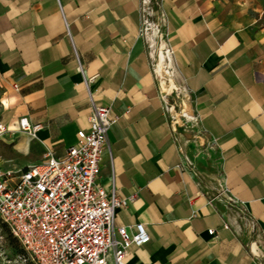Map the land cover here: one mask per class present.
<instances>
[{
    "label": "crops",
    "instance_id": "0c3cea01",
    "mask_svg": "<svg viewBox=\"0 0 264 264\" xmlns=\"http://www.w3.org/2000/svg\"><path fill=\"white\" fill-rule=\"evenodd\" d=\"M138 5L0 0V167L62 156L92 105H106L116 119L99 180L112 171L117 193L135 191L113 224L141 221L149 235L124 264H264V0H158L173 81L189 94L206 153L170 127L166 79L158 87L136 35ZM20 116L38 124L33 133ZM220 187L243 212L207 201Z\"/></svg>",
    "mask_w": 264,
    "mask_h": 264
},
{
    "label": "built area",
    "instance_id": "2783aa9c",
    "mask_svg": "<svg viewBox=\"0 0 264 264\" xmlns=\"http://www.w3.org/2000/svg\"><path fill=\"white\" fill-rule=\"evenodd\" d=\"M139 23L136 35L143 44L150 70L158 87L162 74L173 78L172 48L162 26L163 14L158 0H139ZM90 78V77H88ZM14 85V84H13ZM171 97L163 100L167 109ZM174 99V98H173ZM195 117V116H194ZM116 119L108 106L92 105L87 127L75 132V140L62 156L44 151L41 158L15 170L0 167V220L18 241L22 253L18 257L33 264H124L131 245L146 242L149 235L141 221L131 225L113 224L115 208L124 206L135 196L117 193L113 173L100 182L102 157L106 151L107 129ZM171 129H174L172 121ZM20 129L33 133L38 124H29L26 117L17 119ZM6 129L0 122V134ZM110 161V158H109ZM223 198L239 212L245 207L225 187L218 188L207 201ZM227 227V222L221 223ZM207 233L215 229L208 227ZM256 264H263L255 259Z\"/></svg>",
    "mask_w": 264,
    "mask_h": 264
},
{
    "label": "rangeland",
    "instance_id": "374dc122",
    "mask_svg": "<svg viewBox=\"0 0 264 264\" xmlns=\"http://www.w3.org/2000/svg\"><path fill=\"white\" fill-rule=\"evenodd\" d=\"M160 74V80L162 78V67L161 63L157 68ZM166 80V88L163 90L166 97H171L169 105L167 108L170 112V117L173 119H178L174 122L172 121V125L174 126V131L176 136H180V141L183 143L184 141H190L192 145L195 147V151H203L207 152V149L210 148V140L207 139L203 132L201 131L200 127L197 124V120L192 114L190 107L188 105L189 94L184 90V88L179 85L177 82L173 81V78L170 75H163ZM174 98V99H173ZM185 110L190 117L185 116H177L180 110ZM192 167L194 166L191 162L189 163ZM7 263V264H33V262L29 259L21 260L16 253L13 252L11 246L9 245L7 239L5 238L4 234L0 232V264Z\"/></svg>",
    "mask_w": 264,
    "mask_h": 264
},
{
    "label": "trees",
    "instance_id": "16d2710c",
    "mask_svg": "<svg viewBox=\"0 0 264 264\" xmlns=\"http://www.w3.org/2000/svg\"><path fill=\"white\" fill-rule=\"evenodd\" d=\"M0 232L4 234L5 238L7 239L9 245L11 246V249L14 253L20 255L22 253V248L18 241L10 234L8 231L6 225L0 220ZM7 264V263H2Z\"/></svg>",
    "mask_w": 264,
    "mask_h": 264
},
{
    "label": "bare ground",
    "instance_id": "6f19581e",
    "mask_svg": "<svg viewBox=\"0 0 264 264\" xmlns=\"http://www.w3.org/2000/svg\"><path fill=\"white\" fill-rule=\"evenodd\" d=\"M166 99V98H165ZM168 109V108H167ZM178 116H185V117H190V115L183 109V110H180L178 113H176ZM175 119V118H174ZM172 118V121L174 120ZM176 121H178V119H175Z\"/></svg>",
    "mask_w": 264,
    "mask_h": 264
}]
</instances>
